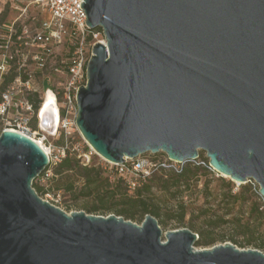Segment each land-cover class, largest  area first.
Listing matches in <instances>:
<instances>
[{
    "label": "water",
    "instance_id": "obj_1",
    "mask_svg": "<svg viewBox=\"0 0 264 264\" xmlns=\"http://www.w3.org/2000/svg\"><path fill=\"white\" fill-rule=\"evenodd\" d=\"M101 28L78 87L75 124L110 163L162 151L253 179L264 199V0H82ZM39 127L56 131L54 101ZM49 157L36 140L0 131V264H264L231 243L197 250L195 232H162L110 214L66 213L32 181Z\"/></svg>",
    "mask_w": 264,
    "mask_h": 264
},
{
    "label": "built area",
    "instance_id": "obj_2",
    "mask_svg": "<svg viewBox=\"0 0 264 264\" xmlns=\"http://www.w3.org/2000/svg\"><path fill=\"white\" fill-rule=\"evenodd\" d=\"M40 1L45 14L42 18L29 16L20 20L24 8L19 17L0 24V124L3 129H12L34 139L30 125L32 122L39 124V110L46 101V93H50L57 110L55 134L64 142L53 158L49 156L42 172L47 179L53 176L51 166L67 154L81 159L83 166L89 165L92 155L97 154L85 139L88 145L84 150L74 141L75 133L81 136L75 124V93L86 82V63L92 55V47L97 41L105 43V39L101 28L91 29L86 24V15L80 6L82 0ZM200 154L189 161H199ZM154 155L125 158L114 164L98 156L105 162L103 168L108 176H116L133 191L159 167L179 171L181 168L176 164L185 163L172 161L166 155L155 160ZM248 182L258 189L253 179Z\"/></svg>",
    "mask_w": 264,
    "mask_h": 264
},
{
    "label": "rangeland",
    "instance_id": "obj_3",
    "mask_svg": "<svg viewBox=\"0 0 264 264\" xmlns=\"http://www.w3.org/2000/svg\"><path fill=\"white\" fill-rule=\"evenodd\" d=\"M40 4V0H0V24H7L13 19L19 17L24 8H26V10L20 20H25L29 16L42 18L45 14L42 11ZM30 126L31 136L35 140L39 141V143L41 142L47 149L50 158H53L55 156L56 149L58 146L62 145L64 139L60 136L58 137L56 134L49 135L45 133L40 129L36 122H32ZM1 130H3L2 124H0V131ZM74 141L79 145L80 150H84L88 145L77 133L74 134ZM145 154L152 156L150 152ZM164 155L166 154L159 151L153 156V158L157 160L162 158ZM91 162L99 168H102V175L108 177L109 182L112 185H115L117 180L116 176H108L106 170L103 168L105 162L100 156L93 154ZM207 163L208 159L203 151L201 152L200 159L197 162L188 161L183 164H176L178 168H193L195 165L198 166L196 173L191 176L189 182H183L178 188L171 187L166 190L157 185L156 181L153 180L151 182L152 187L150 190L142 193L143 196L147 198L150 208L154 206L160 212V216L157 217L156 220L157 224L159 222L158 225L162 229V232L164 233L166 231L176 230L179 228L191 229L197 234V236L199 231H203L204 233L206 231L210 232V236L214 237L215 241L206 245H197L196 240L194 248L197 250L211 248L223 243H231L240 249L253 248L264 252V250L256 247V243H259L264 239V236H262L260 232H254L251 230L252 234L250 236H245L241 233L243 225L250 217L248 214L252 201L256 200L258 205L264 209V199L260 200L251 196L248 201L245 200L242 203L239 201H233V199L229 198V193H227L228 188L230 189V192L234 194L240 190V184L245 183L232 181L230 178L223 176L219 172L210 168ZM52 168L53 166H51V169ZM160 170H162L161 172L163 174L170 172L174 173L175 169L159 167V169H156L150 177L159 176ZM34 181L37 184H42L47 187L51 183V178L46 179L42 174H40L34 179ZM228 181L230 182L229 187L226 185ZM78 183L81 185V181ZM119 184L121 185L120 190L122 192H125L127 195L133 194V191H129L125 188L124 184ZM40 197L51 200L53 204L59 206L66 213H70L75 210L84 211L83 205H90L96 202V198L93 196L79 197L77 201H74L73 198H70L69 194L61 192H59V195L56 196L55 194L49 193L47 196L42 195ZM64 199H66V203L63 202ZM182 211L184 212V216L183 219L179 220V214ZM88 213L98 216L114 214L110 211ZM167 214L173 215V218L168 219L166 217ZM144 216L141 212H138L136 213L135 218L126 220L140 224ZM251 228L253 229V226H251ZM248 239L252 240L249 245H240L239 242L244 243Z\"/></svg>",
    "mask_w": 264,
    "mask_h": 264
},
{
    "label": "trees",
    "instance_id": "obj_4",
    "mask_svg": "<svg viewBox=\"0 0 264 264\" xmlns=\"http://www.w3.org/2000/svg\"><path fill=\"white\" fill-rule=\"evenodd\" d=\"M52 169L53 176L51 177L49 186L45 187L42 184H37L34 180L32 181L31 185L39 196L46 193L56 194V192H61L69 194L70 198H73L74 201H77L79 197L93 196L96 198V202L90 205H83L85 213L110 211L115 215H121L124 219H132L135 218L138 212H141L143 216L147 213L153 215L155 218L160 216V212L154 206L150 208L147 198L142 194L150 190L153 180L156 181L157 185L166 190L171 187L178 188L183 182H189L191 176L196 173L198 166L195 165L193 168L182 167L179 171L174 170V173L162 174V170H160L159 176L147 178V182L145 180V183L141 187L134 189L132 195H127L120 190L121 185L119 183H123L119 178H117L115 185H112L108 177L102 175V168H99L93 162L83 166L81 159H78L74 154H67ZM79 181H81V185L78 183ZM226 185L229 187L230 182L228 181ZM240 185V190L234 194L228 188L227 193H229V198L233 199V201L242 203L245 200L248 201L251 196H254L256 199H262L257 192V188L250 182ZM63 202L66 203V199ZM248 215L250 217L243 225L241 233L245 236H250L252 234L251 230H253L254 232H260L264 236V209L258 205L256 200L252 201ZM183 216L184 212L182 211L179 214V220L183 219ZM166 217L171 219L173 215L167 214ZM251 226H253V229ZM214 241L215 238L210 236V232H198L197 245H206ZM251 242L252 240L248 239L244 243H239L240 245H249ZM256 247L264 250V239L256 243Z\"/></svg>",
    "mask_w": 264,
    "mask_h": 264
},
{
    "label": "bare ground",
    "instance_id": "obj_5",
    "mask_svg": "<svg viewBox=\"0 0 264 264\" xmlns=\"http://www.w3.org/2000/svg\"><path fill=\"white\" fill-rule=\"evenodd\" d=\"M46 96H47V97H46V101H45V103L43 104V106H44L45 104H48V103L52 102V100H51V99H52V96L50 95L49 92L46 93ZM43 106H42V107H43ZM34 140H35V139H34ZM36 142H37L39 145H41V147L43 148V150L45 151V153L48 155L47 149L42 145V143H41V142L39 143V141H37V140H36ZM48 157H49V155H48ZM226 177H227V176H226Z\"/></svg>",
    "mask_w": 264,
    "mask_h": 264
}]
</instances>
